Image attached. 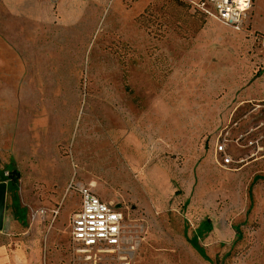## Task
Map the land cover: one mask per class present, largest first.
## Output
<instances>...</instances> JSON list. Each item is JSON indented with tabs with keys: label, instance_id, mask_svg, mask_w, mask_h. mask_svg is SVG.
Instances as JSON below:
<instances>
[{
	"label": "rangeland",
	"instance_id": "obj_1",
	"mask_svg": "<svg viewBox=\"0 0 264 264\" xmlns=\"http://www.w3.org/2000/svg\"><path fill=\"white\" fill-rule=\"evenodd\" d=\"M88 13L31 25L0 3V182L21 174L5 212L15 248L30 264H264V33L188 0H153L133 19L111 4ZM226 128L262 152L231 146L245 161L223 166ZM72 182L122 210L139 236L132 260L77 251ZM206 220L207 259L191 244Z\"/></svg>",
	"mask_w": 264,
	"mask_h": 264
},
{
	"label": "built area",
	"instance_id": "obj_2",
	"mask_svg": "<svg viewBox=\"0 0 264 264\" xmlns=\"http://www.w3.org/2000/svg\"><path fill=\"white\" fill-rule=\"evenodd\" d=\"M203 13L216 18L222 24L235 30H243L249 21L254 0H188ZM224 129L216 144V154L223 166L241 164L245 160L240 155L234 159L231 146L236 149H250L249 158H255L263 148L253 140L250 133L238 132L230 135ZM69 190H75L81 197V206L72 217L71 238L77 251L84 254L88 261L96 263L105 254L124 255L129 261L139 245V236L128 231L122 210L114 203L103 200L91 185L72 182ZM46 215L47 211H40Z\"/></svg>",
	"mask_w": 264,
	"mask_h": 264
},
{
	"label": "crops",
	"instance_id": "obj_3",
	"mask_svg": "<svg viewBox=\"0 0 264 264\" xmlns=\"http://www.w3.org/2000/svg\"><path fill=\"white\" fill-rule=\"evenodd\" d=\"M152 2L153 0H0V3L6 8L9 15L23 19L24 21H29L31 25H43L48 22H56L62 26L75 25L84 17L88 16L90 10L92 11L95 8L103 9L108 4L113 5L122 15L133 19L143 13ZM249 22L255 32L264 33V0H254ZM157 174L158 171L156 169L153 176L156 177ZM78 183L86 185L81 182ZM8 190H10L9 187ZM70 191L75 192L79 196V205L81 206V197L79 193L75 190ZM100 197L103 200H108L105 197ZM80 206L74 214L79 211ZM8 208L9 206L7 204L6 209ZM15 208L17 220L25 223V209L19 208L18 205H15ZM37 214H39L41 218H46L48 216V212L46 215H42L40 211L37 212ZM52 215L58 216L59 210H53L51 212V216ZM71 223L72 219L70 222V237L72 228ZM15 226L16 225L12 222H10V224L6 223L5 220L4 230L0 231V264L31 263L30 257L25 250L22 248L16 249L14 246V238L11 235V229Z\"/></svg>",
	"mask_w": 264,
	"mask_h": 264
},
{
	"label": "trees",
	"instance_id": "obj_4",
	"mask_svg": "<svg viewBox=\"0 0 264 264\" xmlns=\"http://www.w3.org/2000/svg\"><path fill=\"white\" fill-rule=\"evenodd\" d=\"M8 172L9 173L6 176L4 175V173L1 174L2 178H3L1 181H8V187L9 188L16 187V185L18 184V182L20 180V177H21L20 172L17 169H15V168H9ZM212 229H213V226H212L211 221L210 220H206L205 222H203L201 224L200 228L198 229L197 235L191 240L192 246L204 258H206V254H205L204 249L198 245V239L201 238L202 236H204L206 233L211 232Z\"/></svg>",
	"mask_w": 264,
	"mask_h": 264
},
{
	"label": "water",
	"instance_id": "obj_5",
	"mask_svg": "<svg viewBox=\"0 0 264 264\" xmlns=\"http://www.w3.org/2000/svg\"><path fill=\"white\" fill-rule=\"evenodd\" d=\"M8 182H0V231L5 227V212L7 205Z\"/></svg>",
	"mask_w": 264,
	"mask_h": 264
},
{
	"label": "bare ground",
	"instance_id": "obj_6",
	"mask_svg": "<svg viewBox=\"0 0 264 264\" xmlns=\"http://www.w3.org/2000/svg\"><path fill=\"white\" fill-rule=\"evenodd\" d=\"M115 173V172H114ZM120 181V180H119Z\"/></svg>",
	"mask_w": 264,
	"mask_h": 264
}]
</instances>
